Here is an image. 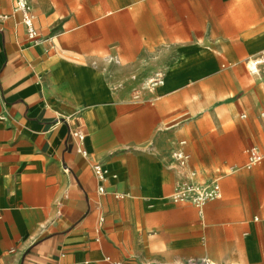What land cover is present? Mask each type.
<instances>
[{
    "label": "crops",
    "instance_id": "1",
    "mask_svg": "<svg viewBox=\"0 0 264 264\" xmlns=\"http://www.w3.org/2000/svg\"><path fill=\"white\" fill-rule=\"evenodd\" d=\"M14 7L0 0V264H264V158L243 167L264 153V83L244 93L241 72L264 63V0H101L65 33L33 7V37ZM180 140L199 179L222 173L202 216L169 198Z\"/></svg>",
    "mask_w": 264,
    "mask_h": 264
},
{
    "label": "built area",
    "instance_id": "2",
    "mask_svg": "<svg viewBox=\"0 0 264 264\" xmlns=\"http://www.w3.org/2000/svg\"><path fill=\"white\" fill-rule=\"evenodd\" d=\"M15 2L14 11H20L22 13V21L27 26V32L30 37L35 36V32L32 28L33 14L30 3L28 0H13ZM264 62V58L262 59ZM163 83V74L161 72H155L148 77L144 83L146 89L154 88L157 85ZM264 117V111L261 113ZM245 117V115H241ZM70 135L76 138V149L83 156H87V152L83 147V134L80 129H72ZM186 144L185 140L177 142L175 148L170 152V164L178 168L181 172L180 178L176 181L173 190L169 196L174 203H188L195 207L199 216L203 215V209L207 202L219 199L221 197L220 178L212 177L209 179H199L195 170L188 166L190 159L189 154L184 150ZM246 161L244 168L249 169L264 158L262 153L256 146H250L245 150ZM92 171L97 182V192L99 194L105 193L104 183L107 179V170L100 163L92 164ZM254 220H258V217H254ZM103 221L99 219V224ZM109 260V258H106ZM111 264H120L119 262L112 261ZM189 264H208L205 259L190 260Z\"/></svg>",
    "mask_w": 264,
    "mask_h": 264
},
{
    "label": "rangeland",
    "instance_id": "3",
    "mask_svg": "<svg viewBox=\"0 0 264 264\" xmlns=\"http://www.w3.org/2000/svg\"><path fill=\"white\" fill-rule=\"evenodd\" d=\"M99 1L101 0H28L31 6V10L34 7L40 9L47 15L52 16L54 25L56 27L54 30H56L57 33L61 31L65 33L67 30L72 29L70 28L72 25V27L76 29V19L78 18V13L80 12L81 8L87 6H97ZM258 57L260 59H263L264 55ZM104 60L106 62L107 72H110L111 76H113V74L117 76L118 72H115V69L112 68L113 64L116 62L113 57L106 56L104 57ZM257 70L258 71L254 73L249 71L246 66H243V68H241L243 76L242 79L245 82L244 93H246L249 89H251V87L255 86L257 83H264V63H261L259 66L257 65ZM259 77H261V79H259ZM146 79L147 78H141L138 76H135L134 78L133 76H130V79L122 77L120 79V84L124 85L128 80H130L137 87L136 89L138 90V93H141ZM226 99L227 98L220 99L215 103L227 101ZM262 100H264V98H262ZM259 111L261 115V109ZM236 119L243 120L247 119V117L240 118L239 114L236 113ZM216 173L217 174L215 176H218L219 178L222 177V173L220 170H217Z\"/></svg>",
    "mask_w": 264,
    "mask_h": 264
},
{
    "label": "bare ground",
    "instance_id": "4",
    "mask_svg": "<svg viewBox=\"0 0 264 264\" xmlns=\"http://www.w3.org/2000/svg\"><path fill=\"white\" fill-rule=\"evenodd\" d=\"M257 63L256 62H253L252 64H251V66H255Z\"/></svg>",
    "mask_w": 264,
    "mask_h": 264
}]
</instances>
